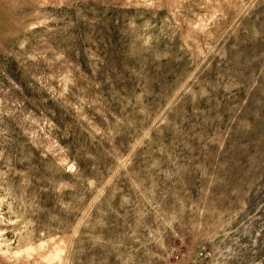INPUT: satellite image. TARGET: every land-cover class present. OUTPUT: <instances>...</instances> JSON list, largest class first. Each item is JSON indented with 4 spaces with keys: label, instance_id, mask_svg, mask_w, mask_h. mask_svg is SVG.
<instances>
[{
    "label": "rangeland",
    "instance_id": "374dc122",
    "mask_svg": "<svg viewBox=\"0 0 264 264\" xmlns=\"http://www.w3.org/2000/svg\"><path fill=\"white\" fill-rule=\"evenodd\" d=\"M0 264H264V0H0Z\"/></svg>",
    "mask_w": 264,
    "mask_h": 264
}]
</instances>
